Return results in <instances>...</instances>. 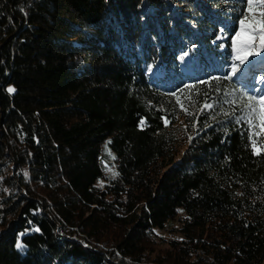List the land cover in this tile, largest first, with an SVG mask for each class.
<instances>
[{
    "label": "trees",
    "instance_id": "trees-1",
    "mask_svg": "<svg viewBox=\"0 0 264 264\" xmlns=\"http://www.w3.org/2000/svg\"><path fill=\"white\" fill-rule=\"evenodd\" d=\"M242 10L261 19L260 0H0V264H264Z\"/></svg>",
    "mask_w": 264,
    "mask_h": 264
},
{
    "label": "snow or ice",
    "instance_id": "snow-or-ice-1",
    "mask_svg": "<svg viewBox=\"0 0 264 264\" xmlns=\"http://www.w3.org/2000/svg\"><path fill=\"white\" fill-rule=\"evenodd\" d=\"M241 3L247 4V11L249 13L253 12V4L254 0H241ZM260 4L264 5V0H260ZM239 30L235 33L233 37V45H237L234 47V51L236 52V59H239L241 63L250 56V55H259V50H252L250 48L244 47V45L251 44V41L257 37L260 38L261 46L264 48V12H261V19H256L254 16H249L245 14L242 10L240 13V18L238 19ZM243 53V55H242ZM238 66L233 64L232 72L235 73L237 71ZM230 78V77H228ZM216 79H219L218 77ZM203 83H207V81H203ZM185 87H194L192 85H186ZM15 91L13 88H8V92L11 94ZM183 93V89L180 90ZM175 95V93H173ZM249 103L245 105V107L249 110L246 116H241L237 119V123H240L241 120H246L250 127H253L256 120L260 121V126L264 128V95H261L259 99L256 96H249ZM179 100V97H177ZM259 106V108L257 107ZM213 104H209L207 102L204 103L203 108L198 109V111L203 112L204 109H212ZM187 112V109H184ZM191 115V113H188ZM199 118H197L198 121ZM143 123V121L141 122ZM167 124L168 121L165 120ZM108 143H111L109 141ZM252 147L256 150V154L260 153V149L257 147L256 142L253 141ZM115 159V157H113Z\"/></svg>",
    "mask_w": 264,
    "mask_h": 264
},
{
    "label": "rangeland",
    "instance_id": "rangeland-1",
    "mask_svg": "<svg viewBox=\"0 0 264 264\" xmlns=\"http://www.w3.org/2000/svg\"><path fill=\"white\" fill-rule=\"evenodd\" d=\"M262 12H264V5H262ZM236 46L237 45H233V47ZM244 47L250 48L254 51L259 50V55H250L244 60L243 63H241L239 59H235L238 64V69L235 73H233L232 77L237 81L243 82L244 85L254 88V90L257 91L260 96L264 95V48L261 46L259 36L257 35V37L251 41L250 45L246 44ZM245 66H247V68ZM198 69L199 68L196 67L193 71L197 72ZM193 73L191 71L187 72V74L190 76L194 75ZM199 73H201V71H199ZM199 73L197 74L199 75ZM102 152L104 155L103 160L107 161L110 159L112 153L108 146L105 145L102 148ZM160 235L164 237H170V235L165 232H160Z\"/></svg>",
    "mask_w": 264,
    "mask_h": 264
}]
</instances>
